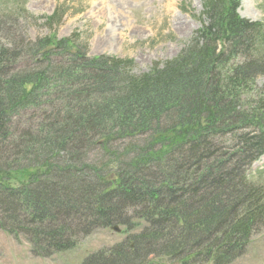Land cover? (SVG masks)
Wrapping results in <instances>:
<instances>
[{"label": "trees", "instance_id": "1", "mask_svg": "<svg viewBox=\"0 0 264 264\" xmlns=\"http://www.w3.org/2000/svg\"><path fill=\"white\" fill-rule=\"evenodd\" d=\"M237 4L206 0L180 55L142 74L129 60L85 59L76 35L40 40L26 52L41 49L42 59L8 74L20 53L0 44V231L47 257L122 228L123 242L84 264L242 256L264 227V183L246 173L264 154L262 105L252 101L264 25L240 19ZM67 53L82 69L53 60ZM28 109L36 125L15 135L12 122Z\"/></svg>", "mask_w": 264, "mask_h": 264}, {"label": "rangeland", "instance_id": "2", "mask_svg": "<svg viewBox=\"0 0 264 264\" xmlns=\"http://www.w3.org/2000/svg\"><path fill=\"white\" fill-rule=\"evenodd\" d=\"M205 1L0 0V17L4 21H0V44L20 53L10 63L7 72L24 69L32 60L37 62L42 59L41 54L37 53L41 49L37 48L30 56L26 52L40 40L45 42L47 40H42L53 37L61 40L76 35L85 59L101 55L127 59L132 62L134 74L147 73L155 64L160 65L179 56L189 44L202 27L201 13ZM56 12L59 22L50 27L46 20ZM236 12L240 19L249 23L262 22L264 0H239ZM52 49L48 44L43 46V52ZM53 58L64 60L67 65L72 64L74 70H80L82 68L76 67L83 66L80 57L68 53L54 55ZM230 62L234 65L238 63L237 60ZM253 83L256 96L252 97V101L262 105L261 116L257 115L256 121L264 122V76H257ZM34 112L35 109H28L14 118L12 131L15 135L21 128L36 125L35 118L32 119ZM217 157L231 159L229 154L223 157L218 154ZM256 172L260 174L257 181L264 183V160L260 166L252 167L249 175L256 176ZM204 189L207 190V186ZM119 229L120 233L110 229L94 231L80 239L72 250L47 257L32 255L25 240L0 231V264H84L90 255L107 251L123 242L126 235L122 228ZM231 264H264V227L256 229L246 251Z\"/></svg>", "mask_w": 264, "mask_h": 264}, {"label": "water", "instance_id": "3", "mask_svg": "<svg viewBox=\"0 0 264 264\" xmlns=\"http://www.w3.org/2000/svg\"><path fill=\"white\" fill-rule=\"evenodd\" d=\"M113 231L118 232V229L116 227H113Z\"/></svg>", "mask_w": 264, "mask_h": 264}, {"label": "bare ground", "instance_id": "4", "mask_svg": "<svg viewBox=\"0 0 264 264\" xmlns=\"http://www.w3.org/2000/svg\"><path fill=\"white\" fill-rule=\"evenodd\" d=\"M247 6V5H246ZM249 8V7H248ZM248 10V9H247ZM248 13V12H247ZM248 15H250L249 13H248ZM251 18H252V16H251Z\"/></svg>", "mask_w": 264, "mask_h": 264}]
</instances>
